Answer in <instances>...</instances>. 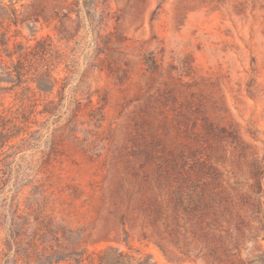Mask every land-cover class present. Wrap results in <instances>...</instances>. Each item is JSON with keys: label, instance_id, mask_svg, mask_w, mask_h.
<instances>
[{"label": "rangeland", "instance_id": "obj_1", "mask_svg": "<svg viewBox=\"0 0 264 264\" xmlns=\"http://www.w3.org/2000/svg\"><path fill=\"white\" fill-rule=\"evenodd\" d=\"M14 2L58 83L1 94L0 264H264V0Z\"/></svg>", "mask_w": 264, "mask_h": 264}, {"label": "trees", "instance_id": "obj_2", "mask_svg": "<svg viewBox=\"0 0 264 264\" xmlns=\"http://www.w3.org/2000/svg\"><path fill=\"white\" fill-rule=\"evenodd\" d=\"M8 2L5 5L0 0V30H3L0 32V153L6 147L12 148L10 144L17 139L26 142L24 135L28 123L20 107L13 110L12 106L4 105L2 92L25 86L27 91L49 94L58 83L54 76L58 52L51 39L41 38L35 40L33 45L18 41L17 30L10 34L11 27L22 25L14 7L17 2ZM33 23H38V20ZM30 85H34L33 89Z\"/></svg>", "mask_w": 264, "mask_h": 264}]
</instances>
